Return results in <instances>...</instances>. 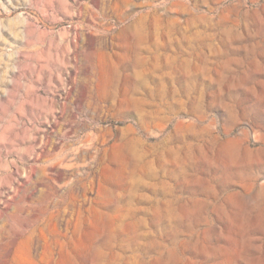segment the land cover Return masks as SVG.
I'll return each mask as SVG.
<instances>
[{"label":"rangeland","instance_id":"374dc122","mask_svg":"<svg viewBox=\"0 0 264 264\" xmlns=\"http://www.w3.org/2000/svg\"><path fill=\"white\" fill-rule=\"evenodd\" d=\"M0 264H264V0H0Z\"/></svg>","mask_w":264,"mask_h":264}]
</instances>
